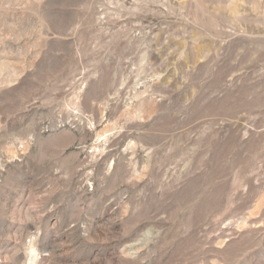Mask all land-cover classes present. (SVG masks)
Returning a JSON list of instances; mask_svg holds the SVG:
<instances>
[{"label":"rangeland","instance_id":"rangeland-1","mask_svg":"<svg viewBox=\"0 0 264 264\" xmlns=\"http://www.w3.org/2000/svg\"><path fill=\"white\" fill-rule=\"evenodd\" d=\"M0 264H264V0H0Z\"/></svg>","mask_w":264,"mask_h":264}]
</instances>
